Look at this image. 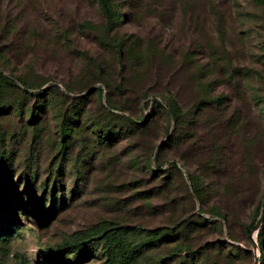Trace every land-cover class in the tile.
<instances>
[{"label": "rangeland", "instance_id": "rangeland-1", "mask_svg": "<svg viewBox=\"0 0 264 264\" xmlns=\"http://www.w3.org/2000/svg\"><path fill=\"white\" fill-rule=\"evenodd\" d=\"M114 5L108 27L93 0H0V264H60L57 249L70 264H264V225L256 250L246 233L264 200V122L245 101L264 81V7ZM231 68L240 84L213 92ZM217 92L234 98L220 116L239 119L227 143Z\"/></svg>", "mask_w": 264, "mask_h": 264}, {"label": "trees", "instance_id": "trees-1", "mask_svg": "<svg viewBox=\"0 0 264 264\" xmlns=\"http://www.w3.org/2000/svg\"><path fill=\"white\" fill-rule=\"evenodd\" d=\"M94 3L97 5L98 8H100L104 19L108 25V27H112L115 26L117 23V19L115 16V8L116 6L114 5V0H93ZM263 7H264V0H257ZM220 76V77H219ZM239 78V71L236 69H232L231 68V73L230 75H223V74H218L217 76L214 77V80L211 81V87L213 88V92L215 89H224L225 85L229 84V83H235V85L240 84V80ZM18 84H20V86L24 89H27L29 86L26 82L18 79L17 80ZM11 85H14L12 83H10ZM44 90L39 89L38 94L40 95ZM260 98L255 95L254 97H248V95H245V101H250L252 103H254L256 105V108L258 109V111L260 112L261 115V121L264 122V81L261 84V89H260ZM234 98L228 100L225 95L223 94V92H217L212 96L211 99V103L209 106H211L214 110V114H215V119H218L217 121L220 123V125L223 127V129L225 130V133L222 137L223 140H226V143L231 140V135H232V131L234 129V127L236 126V124L238 123L239 119L237 117L236 113H231L230 115L224 117H221V111H218V108L221 109L220 107H225V109H228L229 107L226 106V103H229L230 101H233ZM164 106L167 108V114L170 117L171 120H174L175 122H177L180 118V110L179 107L177 106V104L173 101H169V103H163ZM224 119L223 121H219L220 119ZM130 123H134V122H130ZM242 142V146L248 145L251 146L253 144V140H251L250 138H247L246 141L243 144ZM260 144H263V140H259L258 142V149H261L262 146H260ZM211 152L213 154V159L217 160L221 154L219 153L220 150H217V147L212 145V147L210 148ZM243 158H242V162H243ZM217 162V161H216ZM243 173V172H242ZM240 172V176L242 174ZM195 191V190H194ZM196 192V191H195ZM195 198H196V194H195ZM197 199V198H196ZM255 224V223H254ZM254 224H252L249 229L246 231L247 235L250 234L251 229L253 228ZM264 225V219L260 225V228L258 230L257 235H260V230L261 227ZM154 239V241H158L160 239H168L167 237H152ZM74 250L78 251L77 247H74ZM60 249H57L55 251H51L48 253V258L50 260L51 263H60V264H70V262L65 261L64 263H62L61 259L59 257H57V253H59ZM110 252V258H112V260H114L113 262H115V256H116V252L114 251V249L109 250ZM260 253L262 254V250H260ZM128 264V262L126 263Z\"/></svg>", "mask_w": 264, "mask_h": 264}, {"label": "water", "instance_id": "water-1", "mask_svg": "<svg viewBox=\"0 0 264 264\" xmlns=\"http://www.w3.org/2000/svg\"><path fill=\"white\" fill-rule=\"evenodd\" d=\"M263 219H264V200H263L262 205H261V210H260L259 217H258V219L256 220V222H255V224L253 226V231H257L259 229ZM248 239H249V241L251 243L252 249L256 250V243L254 241V238L251 235H249ZM253 264H258V258H257L256 255L254 256Z\"/></svg>", "mask_w": 264, "mask_h": 264}, {"label": "bare ground", "instance_id": "bare-ground-1", "mask_svg": "<svg viewBox=\"0 0 264 264\" xmlns=\"http://www.w3.org/2000/svg\"><path fill=\"white\" fill-rule=\"evenodd\" d=\"M254 238V237H253Z\"/></svg>", "mask_w": 264, "mask_h": 264}]
</instances>
